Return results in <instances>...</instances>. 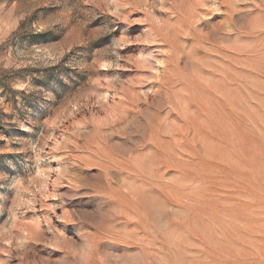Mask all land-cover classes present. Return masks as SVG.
I'll return each mask as SVG.
<instances>
[{
	"label": "rangeland",
	"instance_id": "1",
	"mask_svg": "<svg viewBox=\"0 0 264 264\" xmlns=\"http://www.w3.org/2000/svg\"><path fill=\"white\" fill-rule=\"evenodd\" d=\"M0 264H264V0H0Z\"/></svg>",
	"mask_w": 264,
	"mask_h": 264
},
{
	"label": "snow or ice",
	"instance_id": "2",
	"mask_svg": "<svg viewBox=\"0 0 264 264\" xmlns=\"http://www.w3.org/2000/svg\"><path fill=\"white\" fill-rule=\"evenodd\" d=\"M0 160H2V158H0ZM0 170H3V171H8V169H6V168H3V165L2 164H0ZM0 192H3V188H0ZM3 219V217L2 216H0V220H2Z\"/></svg>",
	"mask_w": 264,
	"mask_h": 264
}]
</instances>
